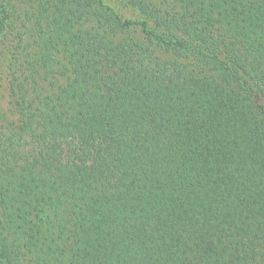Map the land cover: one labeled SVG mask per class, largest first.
I'll use <instances>...</instances> for the list:
<instances>
[{
    "label": "trees",
    "instance_id": "trees-1",
    "mask_svg": "<svg viewBox=\"0 0 264 264\" xmlns=\"http://www.w3.org/2000/svg\"><path fill=\"white\" fill-rule=\"evenodd\" d=\"M0 0V264H264V0Z\"/></svg>",
    "mask_w": 264,
    "mask_h": 264
},
{
    "label": "rangeland",
    "instance_id": "rangeland-1",
    "mask_svg": "<svg viewBox=\"0 0 264 264\" xmlns=\"http://www.w3.org/2000/svg\"><path fill=\"white\" fill-rule=\"evenodd\" d=\"M106 2L108 3V4H112L113 2L112 1H110V0H106Z\"/></svg>",
    "mask_w": 264,
    "mask_h": 264
}]
</instances>
